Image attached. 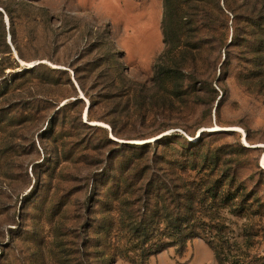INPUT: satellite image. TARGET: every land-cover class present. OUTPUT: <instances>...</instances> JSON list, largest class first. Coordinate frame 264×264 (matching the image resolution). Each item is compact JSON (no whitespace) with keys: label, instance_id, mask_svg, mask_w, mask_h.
<instances>
[{"label":"rangeland","instance_id":"obj_1","mask_svg":"<svg viewBox=\"0 0 264 264\" xmlns=\"http://www.w3.org/2000/svg\"><path fill=\"white\" fill-rule=\"evenodd\" d=\"M253 4L0 0L9 82L0 83V264H35L51 252L74 264L84 241L110 264H132L142 246L130 228L143 218L148 187L177 181L180 166L199 180L194 168L205 156L217 155V166L264 203V96L236 79L237 47L217 42L231 34L225 6L250 25ZM148 210L147 219L152 198ZM240 214L226 217L234 231L257 232L248 246L264 262V211ZM144 264L218 261L194 236Z\"/></svg>","mask_w":264,"mask_h":264},{"label":"trees","instance_id":"obj_2","mask_svg":"<svg viewBox=\"0 0 264 264\" xmlns=\"http://www.w3.org/2000/svg\"><path fill=\"white\" fill-rule=\"evenodd\" d=\"M253 1V18L250 25L235 22L236 12L225 6V12L228 11L234 18L232 25H227V29L231 28V34L229 40L221 36L217 42L221 47L231 44L237 47L236 65L239 71L236 79L248 90L256 89L264 96V0ZM223 27L226 29V26ZM209 29L215 30L214 26ZM198 51L197 40H190L192 65H197L199 61ZM171 70L160 68L161 74L170 73ZM209 78L212 79L211 76ZM0 83L9 86L5 66L0 69ZM212 90L214 91V88ZM217 160V155L214 156L213 162L205 156L204 161L207 162L194 168L202 175L199 180L190 181L188 177H182L181 174H186L189 166H180L177 170V181L157 186L155 191L148 187L145 192L148 198L143 206V218L138 225L130 228L134 238L140 239L139 244L142 246L140 250L136 248L129 256L132 264H144L149 253L161 251L171 245L181 249L187 240L194 236H202L206 240L218 264H264L257 253L250 252L248 246L257 232H251L250 227L245 224L241 231H234V221L226 217L228 212L239 216L240 212L247 208L252 211H264V203L256 196L250 198L252 196L247 195L245 185L235 182V171L221 170L217 166ZM151 198L154 200L155 214L147 219ZM249 200L250 204H247ZM85 244L86 241L81 242L75 251L78 256L74 264L111 263L102 250L86 249ZM63 255L51 252L48 258H43L35 264H68L69 259L58 260Z\"/></svg>","mask_w":264,"mask_h":264}]
</instances>
